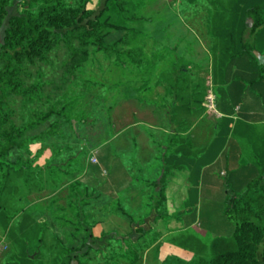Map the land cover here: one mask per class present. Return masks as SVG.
Wrapping results in <instances>:
<instances>
[{
    "label": "trees",
    "instance_id": "trees-1",
    "mask_svg": "<svg viewBox=\"0 0 264 264\" xmlns=\"http://www.w3.org/2000/svg\"><path fill=\"white\" fill-rule=\"evenodd\" d=\"M14 1L0 0V199L8 186L23 197L24 190L34 183L44 188L47 184L54 187L60 182L53 166L40 165L38 160L46 151L44 143L48 138L67 139L75 122L83 125L91 122L90 95L97 82L85 75V71L97 53L102 52L107 58L115 56L116 65L123 71L129 64L139 68L144 58L142 50L129 46L128 35L109 44L113 33L130 28L116 18L117 14L125 12L123 3L117 0H106L98 14L91 9L95 0H18L21 11L9 18ZM241 8L245 18L251 21L250 32H262L260 53L264 58V6L256 3ZM7 20L8 27L2 38L1 31ZM243 40L241 35L240 41ZM61 48L64 49V60L58 64L52 55ZM251 57L260 70V79L256 78L255 84L261 85L264 93V61L259 64L253 51ZM43 66H51V77L47 76ZM203 104L204 100H199L198 109L202 113L205 112ZM33 143L42 145L31 157L29 148ZM26 153L28 157H25ZM262 154L258 163L251 166L254 171H243L245 166L241 163L236 165L237 168L228 167L227 180L220 177L216 181L223 189L222 196L209 197L206 187L210 183L203 181L205 192L202 196L222 203L223 216L232 225V237L217 238L210 247L203 246L189 261L170 256L161 264L264 262V147ZM13 175L18 179H13ZM44 177L47 183L42 181ZM165 184L163 178L160 193L152 198L157 218L165 213ZM74 193L68 210L62 207L56 210L52 204L51 219L41 217L37 220L36 243L32 242L31 248L24 245L25 261L12 264H45L46 233L56 240L53 250L59 253L54 264H72L74 261L90 264L94 260L91 254L95 250L90 243L101 240L108 232L100 238L94 236L93 227L101 221L88 222L89 215L81 210L78 202L79 192ZM114 215L128 222L134 233H147L142 227L146 218L138 223L120 201ZM142 247L141 243L128 242L121 247L119 257L128 260L129 264H142Z\"/></svg>",
    "mask_w": 264,
    "mask_h": 264
},
{
    "label": "rangeland",
    "instance_id": "rangeland-1",
    "mask_svg": "<svg viewBox=\"0 0 264 264\" xmlns=\"http://www.w3.org/2000/svg\"><path fill=\"white\" fill-rule=\"evenodd\" d=\"M105 1L95 0L91 9L98 14L104 8ZM117 1L123 3L125 12L117 14L116 18L130 28L113 33L109 44L112 45L121 37L128 35L129 46L141 47L144 53L143 61H152L154 64L151 63L150 68L146 67L142 71L135 69L134 65H131L133 68L123 71L116 65L115 56L107 58L102 52L96 54L95 60L91 61L92 63L86 67L85 71V75L93 77V80L97 82V87L92 89L93 92L90 95V105L93 110L91 122L85 125L75 122L73 131H69L71 136L67 139L48 138L44 143L46 151L38 160L40 165L53 166V172L56 174L54 176L58 177L60 182L54 187L45 184L44 188L33 182L34 184L29 189L24 190V198L8 186L0 199V264L25 261L23 258L26 254L24 245L26 248H31V244L36 243L38 239L37 220L39 221L41 217L51 219L52 204L56 210L59 207L68 210L69 201L76 190L80 195L78 198L80 208L89 215L90 224L109 220L116 213L118 201L135 216L138 223H141L142 219L149 218L151 214L154 215L152 198L158 187L157 179L147 180L144 189L141 185L134 188L137 193L132 196L127 194L128 190L125 189L123 183L120 187L121 192L117 196L113 195L114 180L119 172L116 169L118 167L110 159V143L112 140L115 143L116 134L120 130L124 131L133 119L143 120L146 123L158 122L159 125L166 126L162 116L148 114L132 116L134 108L142 107L144 99L147 101L151 95L153 96L154 85L151 83V77L153 75L156 77L155 73L158 71L156 61L163 54L156 49L148 51L147 45L157 47L166 39L167 33L173 34L174 31L179 36L184 38L186 36L188 40L189 34L184 30L188 27H191L201 39H206L203 33L211 30L213 22H217L205 18L206 14L211 11H223L224 5L219 0L213 3L212 0ZM13 3L9 9V18L21 11L18 0ZM255 3L264 6V0L263 3L262 0H256ZM240 10L243 11V8ZM179 15L186 19L179 20ZM8 20L1 31L2 38L8 27ZM185 57L186 53L183 55V58ZM52 59L60 64L64 60V49H59L56 54L52 55ZM43 69L48 77L53 75L51 66H43ZM146 95L149 97L147 98ZM203 100L205 112H207L205 116L216 120V109L210 108L212 103L215 106L212 93L207 92ZM41 145L42 143L30 145L31 157L36 154ZM25 157H28L27 153ZM50 159L51 162H49ZM13 179H18V176L13 175ZM222 180L225 181L227 178L223 177ZM42 181L47 183V178L44 177ZM173 184L175 185L171 184L167 188V196L164 195L166 197L165 213H162L155 227L150 228L144 235L135 233L120 235L117 231H109L108 235L101 240L90 243L95 250L91 254L94 260L90 264H115L116 262L129 264L128 260L120 258L118 254L121 247L128 242L143 245L142 264H156L155 260L159 258L166 255L167 257L174 256L170 244L195 246L199 241L212 240L215 234L211 225L224 223L225 227L221 230L222 236L232 237V225L223 216L222 211L216 208L211 217L206 212L195 219L196 197L189 193V188L183 179ZM85 188L88 189L87 192L84 191ZM168 199L172 200L175 212L167 210ZM201 199L204 204L207 203V198ZM123 220L119 217L118 221ZM45 241V264H54L59 253L53 250L56 240L46 233ZM72 264L78 263L74 261Z\"/></svg>",
    "mask_w": 264,
    "mask_h": 264
},
{
    "label": "crops",
    "instance_id": "crops-1",
    "mask_svg": "<svg viewBox=\"0 0 264 264\" xmlns=\"http://www.w3.org/2000/svg\"><path fill=\"white\" fill-rule=\"evenodd\" d=\"M219 1L224 10L211 11L205 16L217 21L213 22L211 30L203 33L206 39H201L188 27L184 29L189 34L188 40L174 31L173 34L167 33L166 39L157 47L147 45L148 51L156 49L163 54L156 61V77H151L153 96L146 95L149 99H144V107L134 108L132 116H162L166 126L133 119L124 131L116 134L115 143L112 140L109 150L110 159L119 172L114 180L113 195L121 192L124 183L127 194L132 196L137 193L134 188L141 185L144 189L150 178L158 180L156 195L162 189L161 180L164 178L163 194L167 196V188L183 179L189 193L196 197L195 219L206 212L211 217L216 208L223 212V205L214 198L207 199L206 204L202 202L203 181L210 183L206 187L209 197L222 196L223 189L216 181L227 175L228 167L237 168L236 165L241 163L245 166L243 171H254L251 166L263 155L264 93L261 85L255 84L260 79V70L251 57L253 51L259 64L264 61L260 53L262 32H250L251 21L240 10L248 3V6L255 5L256 0ZM179 17L181 21L186 19ZM241 35L244 36L243 42L240 41ZM134 47L143 51L141 47ZM151 63L154 64L142 61L139 68H134L142 71L150 68ZM130 68H133L131 64L126 65L125 71ZM207 92H211L215 100L216 120L209 119L205 116L207 112L198 109L199 100H203ZM167 204V210L174 211L172 200L168 199ZM153 212L154 215L151 214L142 225L145 231L155 227L160 220L154 208ZM118 220L119 217L113 215L109 220L99 222L93 227L94 236L100 238L112 230L120 235L134 233L128 222ZM224 227V223L211 225L215 237L209 242L199 241L195 246L170 244L172 255L191 260L203 246L210 247L217 238L229 239L230 236H222ZM166 257L155 260V263L161 264Z\"/></svg>",
    "mask_w": 264,
    "mask_h": 264
},
{
    "label": "built area",
    "instance_id": "built-area-1",
    "mask_svg": "<svg viewBox=\"0 0 264 264\" xmlns=\"http://www.w3.org/2000/svg\"><path fill=\"white\" fill-rule=\"evenodd\" d=\"M210 108H211V109H214V108H215V106H214L213 103L210 105Z\"/></svg>",
    "mask_w": 264,
    "mask_h": 264
}]
</instances>
